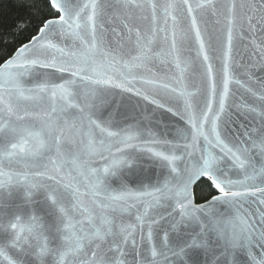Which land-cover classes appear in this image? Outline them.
Returning a JSON list of instances; mask_svg holds the SVG:
<instances>
[{"label": "snow or ice", "instance_id": "1", "mask_svg": "<svg viewBox=\"0 0 264 264\" xmlns=\"http://www.w3.org/2000/svg\"><path fill=\"white\" fill-rule=\"evenodd\" d=\"M27 6L0 56V264H264V0ZM123 94L180 123L122 120Z\"/></svg>", "mask_w": 264, "mask_h": 264}, {"label": "trees", "instance_id": "2", "mask_svg": "<svg viewBox=\"0 0 264 264\" xmlns=\"http://www.w3.org/2000/svg\"><path fill=\"white\" fill-rule=\"evenodd\" d=\"M29 2L30 0H0V56L9 55L14 47L35 34L42 15L34 13L27 6ZM21 4L25 6L21 7ZM44 14H47L46 9ZM17 24L23 27L22 32L16 30ZM216 194L218 193L204 181H200L195 187L197 203H203Z\"/></svg>", "mask_w": 264, "mask_h": 264}, {"label": "water", "instance_id": "3", "mask_svg": "<svg viewBox=\"0 0 264 264\" xmlns=\"http://www.w3.org/2000/svg\"><path fill=\"white\" fill-rule=\"evenodd\" d=\"M237 48L243 50V44L239 41L237 42ZM256 75L264 76V72L257 70ZM240 98V96H237V99ZM117 99L123 104L120 118L122 120L127 119L129 123H143L146 126L153 127L154 130L161 134H170L172 128L180 123L178 118L172 117L163 110L156 109L155 106L131 94H123L117 97ZM229 103H231V100ZM232 119L235 120L236 117L233 115ZM161 171L159 167H149L147 174L152 178V182H155L156 178L161 174ZM198 183L199 182H197L196 185ZM196 185L194 186V192ZM200 260L201 264H203L204 257H200Z\"/></svg>", "mask_w": 264, "mask_h": 264}]
</instances>
